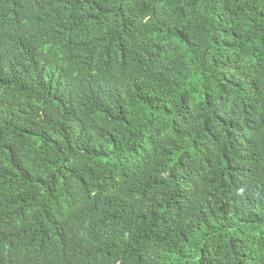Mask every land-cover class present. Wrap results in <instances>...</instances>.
I'll use <instances>...</instances> for the list:
<instances>
[{
  "label": "trees",
  "instance_id": "16d2710c",
  "mask_svg": "<svg viewBox=\"0 0 264 264\" xmlns=\"http://www.w3.org/2000/svg\"><path fill=\"white\" fill-rule=\"evenodd\" d=\"M2 34L0 264H264V0H0Z\"/></svg>",
  "mask_w": 264,
  "mask_h": 264
},
{
  "label": "clouds",
  "instance_id": "9594fccd",
  "mask_svg": "<svg viewBox=\"0 0 264 264\" xmlns=\"http://www.w3.org/2000/svg\"><path fill=\"white\" fill-rule=\"evenodd\" d=\"M4 45L3 43V34L0 35V50L2 48V46ZM9 49V47L7 46V50ZM7 65L6 63L3 61L1 64H0V79H2L3 77H5L7 75Z\"/></svg>",
  "mask_w": 264,
  "mask_h": 264
}]
</instances>
